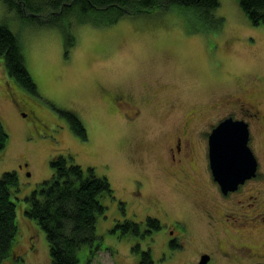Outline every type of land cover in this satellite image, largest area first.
Instances as JSON below:
<instances>
[{"label":"rangeland","instance_id":"obj_1","mask_svg":"<svg viewBox=\"0 0 264 264\" xmlns=\"http://www.w3.org/2000/svg\"><path fill=\"white\" fill-rule=\"evenodd\" d=\"M219 2L213 12L215 20H223L219 29L206 27L183 6L126 15L107 26L73 18L75 45L66 58L60 29L37 27L0 1V22L18 35L38 90V95L25 91L0 58V121L9 136L0 153V178L16 172L19 181L12 189L18 236L14 255L4 264H52L47 235L26 210L27 198L51 179L50 162L58 156H71L86 175L91 170L112 188L102 199L106 211L97 223L100 249L90 258L91 248L83 247L80 264H139L149 250L154 264H197L203 251L214 253V264H264V221L245 218L249 225L243 227L238 213L248 202L254 205L251 211L263 210L264 124L251 125L257 177L225 200L205 171L204 152L181 171L166 154L186 117L191 125L199 120L204 126V119L213 123L239 101L264 115V26L252 24L238 0ZM157 98L158 112L152 102ZM60 112L82 121L87 140L74 134ZM136 119L140 122L133 128ZM138 177L145 185L137 182L132 193ZM256 191L258 199L236 201ZM149 197H158V205L144 202ZM207 211L223 221L221 226L212 225ZM158 217L185 220L184 248L168 244L163 223L162 229L149 231L148 219ZM127 221L141 225L138 234L117 228Z\"/></svg>","mask_w":264,"mask_h":264},{"label":"trees","instance_id":"obj_2","mask_svg":"<svg viewBox=\"0 0 264 264\" xmlns=\"http://www.w3.org/2000/svg\"><path fill=\"white\" fill-rule=\"evenodd\" d=\"M8 11L19 15L23 20L43 28H58L45 23L51 17L53 0H0ZM242 11L255 26H264V0H238ZM175 6L190 8L208 28L219 29L223 20H215L213 12L219 8V0H88L84 5H77V11L86 9L82 18L86 24L98 26L113 25L126 15L150 13L159 9H170ZM27 17H33L31 21ZM69 15L61 21L63 27L72 25ZM210 21V25L206 22ZM4 32L2 37L5 52L0 54L7 75L14 79L31 95H38L37 86L26 67L22 45L18 35L0 22ZM13 34L15 39L9 36ZM68 120L74 134L87 140V131L82 121L71 112H60ZM9 136L0 121V153L6 148ZM71 156H58L51 160L53 175L50 180L40 184L27 198L30 207L27 216L35 220L47 235L52 264H80L79 251L89 246L90 258L100 249L97 244L98 218L103 216L106 207L102 199L112 194V188L106 178L96 177L90 170H84L71 163ZM19 186L16 172H8L0 178V264L14 255L13 249L18 236L16 205L12 199V189ZM148 224L159 230V222L149 218ZM123 234L133 230L139 233L141 226L125 222L117 227ZM137 249V248H136ZM6 261V262H5ZM139 264H154L151 250L143 252Z\"/></svg>","mask_w":264,"mask_h":264},{"label":"flooded vegetation","instance_id":"obj_3","mask_svg":"<svg viewBox=\"0 0 264 264\" xmlns=\"http://www.w3.org/2000/svg\"><path fill=\"white\" fill-rule=\"evenodd\" d=\"M150 96L151 95H149L148 97ZM152 102L156 103V108H157L156 112H158V98L157 100H152ZM171 106L175 108L177 105L172 104ZM228 109H234V111L231 113H225L227 109L224 110L221 113L223 114V116L222 115L218 116L219 118H217L216 121H214L213 123L208 121L209 117H207L206 119H204V123H208V124L204 126L198 125V123L200 122L199 120L196 122L195 125H191L189 120L186 117V120H184L183 123L180 125L181 128L178 130V132H176L173 142L168 146V149L166 150L167 159L169 161V164L173 167L179 168V171L184 170L187 166H190V165L193 166L195 162L197 161L198 155L204 152L205 171L208 170L209 173L212 175L210 161H209V137L217 126H219L221 123L229 119H232L233 121H245L246 123H248L250 132L252 134V130H251L252 121H254L255 123L259 122V123L264 124V115L257 109V106L253 105L252 103L250 104L249 102H246V101H243V102L239 101L238 104ZM141 110L142 109L139 108L138 112H141ZM191 115H194V112ZM139 122L140 120L136 119L130 125L133 126V128H135L134 125H137ZM201 140H204L205 143L204 144L201 143L202 142ZM130 144L133 145V142L131 141ZM134 180H132L133 181L132 189H131L132 193L136 192L135 188L140 185V183L138 185L137 182L142 181V183L145 185V181L142 178L138 177ZM250 181L252 180L247 181L244 185L240 186L239 189L235 192H230L227 195L222 193L224 200L225 198H229L230 196H233L239 193L242 190V188L246 186ZM260 195H261L260 191H256L254 195H250L249 198L246 197L244 200L237 199L236 201L242 204L244 201L248 202L249 200L258 199ZM144 202L158 205V197L144 198ZM252 207H254V205L250 204L249 202L246 203V205H243L242 207L243 209L238 211L239 215L242 218L240 220H242L245 223H246L245 218H249V220L252 218L251 220L254 222L255 221L257 222V220L259 219L264 221V213H262L264 212V206H263V210H261V208H258V209H254L253 211H251ZM247 211H251V214L247 215ZM259 211L260 213L257 214V212ZM226 214L227 213L224 212V216H226ZM253 215H255V217H253ZM206 217L207 219L211 221L212 225L217 224L221 226V224L223 223L222 220L218 219L217 217H215L212 213L208 211L206 212ZM249 220L245 225L241 224V226L248 227ZM158 222H159V225H158L159 229H162L161 223H163V227L165 228V229L163 228V230L165 234L169 236V237H165V240H168V244H170L171 247L172 246L178 247V248L185 247L184 242L183 241L180 242V238L186 239L189 235L188 230L185 228V226H187V224L185 223V220H182V221L181 220H174V221L165 220L163 221L162 218L158 217ZM145 231H148L147 228L145 229ZM153 232L154 231H152L151 233ZM185 234L187 235L184 236ZM205 255L210 256V261L208 264H214L215 255L213 252H210V251L201 252L198 256L197 264L200 263L202 257Z\"/></svg>","mask_w":264,"mask_h":264},{"label":"water","instance_id":"obj_4","mask_svg":"<svg viewBox=\"0 0 264 264\" xmlns=\"http://www.w3.org/2000/svg\"><path fill=\"white\" fill-rule=\"evenodd\" d=\"M251 132L245 121L226 120L209 137V161L214 181L221 192H235L258 175L259 162L249 142ZM210 256L199 264H208Z\"/></svg>","mask_w":264,"mask_h":264},{"label":"snow or ice","instance_id":"obj_5","mask_svg":"<svg viewBox=\"0 0 264 264\" xmlns=\"http://www.w3.org/2000/svg\"><path fill=\"white\" fill-rule=\"evenodd\" d=\"M88 2V0H53V3L56 7L53 8V12L51 13V17L45 23L52 25L53 27H59L60 30L64 33V38L66 42V58L71 55L70 49L75 45V36L72 32V25L69 23L68 28H64L61 21H66L69 15L74 16L80 23H85L82 15L86 12V9H81L77 11V5H84ZM29 21L34 19L33 17H27ZM4 32V28L0 25V33ZM10 37L15 39L11 32L8 33ZM5 52L2 37H0V54Z\"/></svg>","mask_w":264,"mask_h":264}]
</instances>
